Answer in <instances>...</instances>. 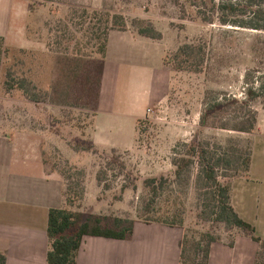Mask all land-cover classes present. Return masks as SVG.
Instances as JSON below:
<instances>
[{
	"label": "rangeland",
	"instance_id": "374dc122",
	"mask_svg": "<svg viewBox=\"0 0 264 264\" xmlns=\"http://www.w3.org/2000/svg\"><path fill=\"white\" fill-rule=\"evenodd\" d=\"M195 1L0 0V34L9 30L0 70V142L10 139L15 167L22 168L17 171L63 179L72 211L161 225L141 219L149 199L144 181L172 176L174 147L197 136L225 149L235 144L250 148L257 129L240 134L202 128L200 118L209 93L242 99L250 86L264 82V32L205 23L190 6ZM94 11L124 16L127 30L136 35L134 20L150 22L162 34L161 40L147 38L144 45L112 40L111 60L122 69L115 102L98 121L97 147L93 135L103 57L87 34ZM186 43L203 46L201 73L178 68L175 55ZM9 73L16 83L27 81L38 102L26 89L7 91ZM151 89L155 96L144 107ZM254 105L264 113V96ZM175 190L184 226H161L183 235L211 233L233 240L238 230L213 222L194 177ZM168 196L160 200L158 213H166Z\"/></svg>",
	"mask_w": 264,
	"mask_h": 264
},
{
	"label": "trees",
	"instance_id": "16d2710c",
	"mask_svg": "<svg viewBox=\"0 0 264 264\" xmlns=\"http://www.w3.org/2000/svg\"><path fill=\"white\" fill-rule=\"evenodd\" d=\"M176 4L180 7V1H176ZM190 6L197 9L205 23L218 22L223 26L264 32V0H197ZM85 14L90 16L89 11H85ZM92 18L87 34L90 35L91 41H97V50L103 57L104 67L110 33L126 31L128 23L120 14L99 11H94ZM133 24L140 36L153 40L162 39V34L150 22L134 20ZM7 52L5 39L0 37V70ZM175 61L180 70L201 73L206 63L204 48L201 44L186 43L178 49ZM101 74L103 76V70ZM8 77L7 91L26 89L25 93L31 100L38 102L36 95H30L27 81L16 83L10 73ZM99 95L100 92L98 99ZM208 95L200 118L202 128L211 126L240 134H251L257 129L259 113L254 104L264 96V82L258 87L250 86L242 99L226 93L211 92ZM252 155V146L245 149L235 144L225 149L217 143L212 145L209 142H202L197 136L174 147L172 176L150 177L144 181L145 188L149 191V199L141 219L171 228H182L185 218L184 213L178 210L179 197L175 186L190 184L194 177L199 197L203 200L205 210L210 211L213 222L235 228L257 243L259 251L255 264H264V239L257 234L253 225L241 219L231 203L233 181L250 173ZM98 180L101 181L100 176ZM167 195L170 206L165 214L158 213L156 211L158 204ZM71 200L69 198L67 204H70ZM135 225L134 219L86 216L68 207L52 208L48 216L47 235L50 249L47 264H77L85 237L130 241L134 235ZM220 240L211 233H202L199 237L186 233L180 243V264H209L211 246ZM230 245H234L233 240L230 241ZM6 263V255L0 253V264Z\"/></svg>",
	"mask_w": 264,
	"mask_h": 264
},
{
	"label": "crops",
	"instance_id": "0c3cea01",
	"mask_svg": "<svg viewBox=\"0 0 264 264\" xmlns=\"http://www.w3.org/2000/svg\"><path fill=\"white\" fill-rule=\"evenodd\" d=\"M8 33L9 30L4 31L0 37L5 39ZM114 39L139 45L147 44L149 41L128 30L114 31L109 35L93 135L96 147L100 146L98 135L101 127L98 121L103 109H110L115 102L113 91L121 74V64L111 60V43ZM157 72L153 74L154 79ZM152 92L151 89L145 94L144 98L147 100L144 107L155 96ZM252 148L250 173L233 181L231 203L241 219L253 225L257 234L264 239V113L262 112L259 113ZM114 149L118 150V148ZM14 157L15 151L10 139L1 140L0 253L6 255V264H47L50 249L47 235L49 211L52 208L67 207L65 183L56 175L17 171L22 168L15 167ZM182 238V233L169 232L167 227L136 222L134 235L130 241L85 237L77 264H180ZM233 241V246L224 239L213 243L209 264H255L259 251L258 244L239 231L236 232Z\"/></svg>",
	"mask_w": 264,
	"mask_h": 264
}]
</instances>
